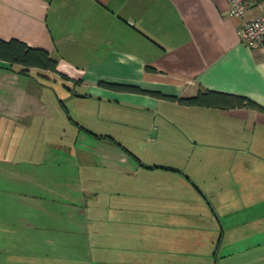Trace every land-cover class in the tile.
<instances>
[{
	"label": "crops",
	"instance_id": "0c3cea01",
	"mask_svg": "<svg viewBox=\"0 0 264 264\" xmlns=\"http://www.w3.org/2000/svg\"><path fill=\"white\" fill-rule=\"evenodd\" d=\"M229 2L0 0L1 39L45 50L55 74L71 84L78 78L85 93L76 97L161 112L160 145L173 147L162 160L120 157L125 171L159 178L166 192L165 217L153 218L151 236L110 241L105 254L48 264H264V111L183 105L151 93L191 97L211 89L264 106V45H246L239 33L264 2L240 16L230 14ZM8 66L0 58V97L19 76L49 71ZM25 80L32 90L34 81Z\"/></svg>",
	"mask_w": 264,
	"mask_h": 264
},
{
	"label": "rangeland",
	"instance_id": "374dc122",
	"mask_svg": "<svg viewBox=\"0 0 264 264\" xmlns=\"http://www.w3.org/2000/svg\"><path fill=\"white\" fill-rule=\"evenodd\" d=\"M23 77L0 97V264L94 257L107 242L151 236L166 192L159 178L125 171L120 157L172 155L160 145L161 112L76 97L85 93L78 78L51 70Z\"/></svg>",
	"mask_w": 264,
	"mask_h": 264
},
{
	"label": "trees",
	"instance_id": "16d2710c",
	"mask_svg": "<svg viewBox=\"0 0 264 264\" xmlns=\"http://www.w3.org/2000/svg\"><path fill=\"white\" fill-rule=\"evenodd\" d=\"M247 5L252 3H262L264 0H246ZM264 45V42H262ZM0 58L9 63V68L11 65L16 64L20 67L18 69L21 73H27L30 68H42L46 70L55 71L56 61L48 54L45 50L41 48H34L29 46L27 43H23L18 39L12 38L9 41L0 38ZM109 88H114L118 90H138L141 91L138 86H128L121 85L117 83H106ZM156 96H160L169 100L177 101L180 104H187L192 106H212V107H222L232 109L233 107H248L255 110L264 111V106L256 103L246 95H241L237 93H228L224 91L215 90H205L198 91L196 95L191 97H178L174 95H166L161 92H151Z\"/></svg>",
	"mask_w": 264,
	"mask_h": 264
},
{
	"label": "built area",
	"instance_id": "2783aa9c",
	"mask_svg": "<svg viewBox=\"0 0 264 264\" xmlns=\"http://www.w3.org/2000/svg\"><path fill=\"white\" fill-rule=\"evenodd\" d=\"M248 7L246 0H230V14L240 16ZM241 40L249 46L261 44L264 42V11L253 16L250 19L244 20L240 30Z\"/></svg>",
	"mask_w": 264,
	"mask_h": 264
},
{
	"label": "water",
	"instance_id": "95a60500",
	"mask_svg": "<svg viewBox=\"0 0 264 264\" xmlns=\"http://www.w3.org/2000/svg\"><path fill=\"white\" fill-rule=\"evenodd\" d=\"M77 95H80V94H77Z\"/></svg>",
	"mask_w": 264,
	"mask_h": 264
}]
</instances>
